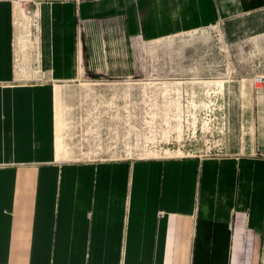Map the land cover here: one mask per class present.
Returning a JSON list of instances; mask_svg holds the SVG:
<instances>
[{"label":"crops","instance_id":"0c3cea01","mask_svg":"<svg viewBox=\"0 0 264 264\" xmlns=\"http://www.w3.org/2000/svg\"><path fill=\"white\" fill-rule=\"evenodd\" d=\"M14 10L0 0V264H263L264 156L64 159L58 85L13 84ZM75 10L85 36L159 39L264 0H36L35 65L54 82L105 65L85 58Z\"/></svg>","mask_w":264,"mask_h":264},{"label":"rangeland","instance_id":"374dc122","mask_svg":"<svg viewBox=\"0 0 264 264\" xmlns=\"http://www.w3.org/2000/svg\"><path fill=\"white\" fill-rule=\"evenodd\" d=\"M35 1L14 0L12 83L58 85L64 159L264 156V10L159 39L85 36L75 10L85 58L105 65L79 63L74 79L54 82L35 65ZM208 80L221 85L207 92ZM261 247L264 264V229Z\"/></svg>","mask_w":264,"mask_h":264},{"label":"built area","instance_id":"2783aa9c","mask_svg":"<svg viewBox=\"0 0 264 264\" xmlns=\"http://www.w3.org/2000/svg\"><path fill=\"white\" fill-rule=\"evenodd\" d=\"M263 79L262 77H256V82H263Z\"/></svg>","mask_w":264,"mask_h":264}]
</instances>
